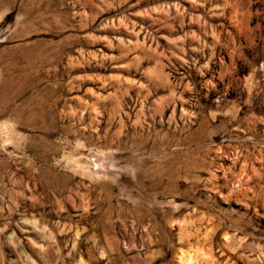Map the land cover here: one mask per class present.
Masks as SVG:
<instances>
[{"label":"rangeland","instance_id":"374dc122","mask_svg":"<svg viewBox=\"0 0 264 264\" xmlns=\"http://www.w3.org/2000/svg\"><path fill=\"white\" fill-rule=\"evenodd\" d=\"M0 264H264V0H0Z\"/></svg>","mask_w":264,"mask_h":264}]
</instances>
